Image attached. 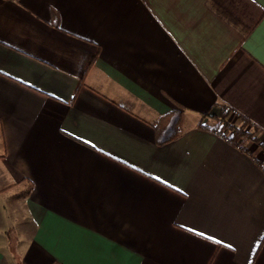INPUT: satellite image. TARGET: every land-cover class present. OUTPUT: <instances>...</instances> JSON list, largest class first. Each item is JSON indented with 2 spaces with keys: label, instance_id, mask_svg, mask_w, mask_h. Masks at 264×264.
<instances>
[{
  "label": "crops",
  "instance_id": "1",
  "mask_svg": "<svg viewBox=\"0 0 264 264\" xmlns=\"http://www.w3.org/2000/svg\"><path fill=\"white\" fill-rule=\"evenodd\" d=\"M264 0H0V264H264Z\"/></svg>",
  "mask_w": 264,
  "mask_h": 264
},
{
  "label": "trees",
  "instance_id": "2",
  "mask_svg": "<svg viewBox=\"0 0 264 264\" xmlns=\"http://www.w3.org/2000/svg\"><path fill=\"white\" fill-rule=\"evenodd\" d=\"M218 123L222 125V129H229L233 132L231 139H239L241 137H248L254 142L258 143L264 152V140H260L254 132L248 131L246 125L242 127H237L234 124L230 123L226 118L218 119Z\"/></svg>",
  "mask_w": 264,
  "mask_h": 264
}]
</instances>
